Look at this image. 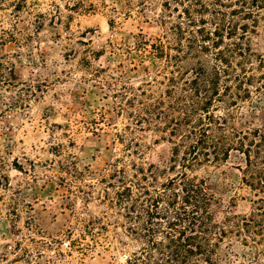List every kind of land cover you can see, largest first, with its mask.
Listing matches in <instances>:
<instances>
[{
    "label": "rangeland",
    "instance_id": "1",
    "mask_svg": "<svg viewBox=\"0 0 264 264\" xmlns=\"http://www.w3.org/2000/svg\"><path fill=\"white\" fill-rule=\"evenodd\" d=\"M164 1L0 0V264H124L137 250L107 182L117 159L128 171L143 163L155 185L173 174L163 139L169 74L141 43L171 36ZM225 2L207 0L217 16L248 21L239 47L255 74L235 124L264 132V5L244 3V15ZM195 173L217 194L219 220L249 214L238 168ZM241 240L221 243L223 260L264 264V244Z\"/></svg>",
    "mask_w": 264,
    "mask_h": 264
},
{
    "label": "trees",
    "instance_id": "2",
    "mask_svg": "<svg viewBox=\"0 0 264 264\" xmlns=\"http://www.w3.org/2000/svg\"><path fill=\"white\" fill-rule=\"evenodd\" d=\"M228 1L239 4L244 15V3L264 5V0ZM163 7L173 17L171 36L141 43L151 47L169 74L163 97L170 99L171 114L163 116L169 125L163 139L170 144L165 168L173 174L155 185L143 163L131 160L129 172L126 163L115 160L107 182L114 189L110 204L122 211L128 234L139 244L124 264H230L219 253L228 236L264 244V132L236 125L234 115L255 76L245 64L249 54L239 47L249 23L237 26L232 18L217 16L207 0H165ZM223 162L238 168L252 191L247 215L226 213L219 220L217 194L195 173Z\"/></svg>",
    "mask_w": 264,
    "mask_h": 264
}]
</instances>
